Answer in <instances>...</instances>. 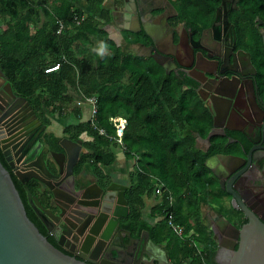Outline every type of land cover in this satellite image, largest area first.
Here are the masks:
<instances>
[{
	"label": "trees",
	"instance_id": "16d2710c",
	"mask_svg": "<svg viewBox=\"0 0 264 264\" xmlns=\"http://www.w3.org/2000/svg\"><path fill=\"white\" fill-rule=\"evenodd\" d=\"M59 1L63 5L60 14L49 0H0L3 26L0 72L14 93L33 107L45 125H49L50 120L43 109L49 108L50 112L60 115L65 104L71 103L73 108L68 113L71 111L80 118V109L75 105L80 93L97 98L98 125L107 132H113L111 117H124L127 120L122 136L124 154L135 160L138 183L145 185L148 192H155L158 180L164 185L163 202L157 211L163 217L153 228L141 218L140 187L132 184L124 191L129 229L131 232L135 229L149 231L154 243L164 244L168 259L174 264L184 261L216 264L213 261L216 244L201 207L209 203L220 213L233 212L224 207V193H219L204 165L207 156L222 147V139H215L206 153L194 144L193 132L206 137L211 116L193 90V81L181 79L174 72L166 73L151 58L132 51L131 54L118 46L104 28L112 19L106 0H87V14L75 6L77 0ZM173 1L183 12V19L195 23H210L221 3V0ZM231 17L241 46L255 53V59L262 60L264 76V48L256 27L259 21H264V0H238L237 10L231 11ZM140 36H144L143 32L124 33L128 43L140 41ZM86 45L92 47L89 56L81 51ZM103 49L110 54L103 55ZM57 63V70L46 72ZM63 133L71 140L79 139L83 133L92 138L90 142H83L85 150L80 153L74 170L78 172L84 164H89L97 182L107 186L111 180L101 166L114 160L112 142L94 131L88 122L69 125ZM44 138L56 148V137L44 134ZM0 161L10 171L29 219L51 244L66 252L27 201L29 190L48 207V191L41 190L37 180L21 183L11 172L1 149ZM168 192L173 198L171 208L166 200ZM166 209L172 211L174 221L183 226L185 233L196 234L193 236L196 246L179 239L169 229L164 218ZM197 246L201 247L200 252Z\"/></svg>",
	"mask_w": 264,
	"mask_h": 264
},
{
	"label": "water",
	"instance_id": "95a60500",
	"mask_svg": "<svg viewBox=\"0 0 264 264\" xmlns=\"http://www.w3.org/2000/svg\"><path fill=\"white\" fill-rule=\"evenodd\" d=\"M226 1L222 0L217 7L215 21L221 9L226 16ZM133 11L134 27L125 24V30L132 33L143 30L152 41L149 46L138 43L140 51L136 55L151 57L168 73V66L175 65V62L171 55L159 48L156 37L146 28L143 17L138 15L134 5ZM261 23L259 21L258 25ZM259 32L264 45V30L260 29ZM246 56L248 58L249 55ZM189 75L197 78L192 72ZM213 91L212 109L209 108L213 112L212 127L215 128L221 126L226 110L220 112L214 100L229 97L224 94L221 84ZM259 108L264 113V108ZM29 110L28 102L23 97H16L10 83L0 76V147L3 155L20 182L35 178L50 190L54 210L45 208L28 190L27 201L48 233L67 252L51 244L29 219L10 171L0 161V264H170L166 252L147 240V232H142L137 241L130 231L122 233L118 222L119 218L127 216L124 187L112 183L105 187L94 182L80 186L76 184L73 167L80 155L82 140H69V144L66 142L68 145L62 141V152L49 151L40 141L41 130L35 133L30 128L34 119L27 120ZM213 128L203 139L207 147L210 146V138L216 135ZM239 131L253 142L246 132ZM240 149L243 156L218 153L204 161L205 167L231 196L233 209L240 210L246 219L236 227L223 214H219V227L224 235L213 239L216 244L213 261L216 264H264L263 212L244 201L236 184L252 160L249 152L245 155L242 147ZM12 154L16 157L15 162L11 161ZM231 161L233 166L229 168ZM223 176L228 179L222 180ZM125 236L126 242L121 239ZM116 238L123 241L119 250L115 248ZM156 249L162 252V263H159ZM181 264L189 263L184 261Z\"/></svg>",
	"mask_w": 264,
	"mask_h": 264
},
{
	"label": "flooded vegetation",
	"instance_id": "af4514ba",
	"mask_svg": "<svg viewBox=\"0 0 264 264\" xmlns=\"http://www.w3.org/2000/svg\"><path fill=\"white\" fill-rule=\"evenodd\" d=\"M237 2L238 0H227L226 16H224V10L221 9L217 21H215L216 8L210 23H195L188 21L187 18L183 19V12L179 11L178 4H175L173 0H121V6H116L115 0H113V7L111 8L112 22L108 27L117 28V30L121 32L123 31L122 29H125V24L134 27L132 23L135 14L133 5L136 7V12L143 17L146 28L156 37L159 48L163 52L171 55V59L175 62V65L170 64L168 66V73L174 72L179 75L181 79L189 78L193 81V90L211 116V127L209 131L213 128L211 96L214 95L213 90L215 87H218L219 84L223 86V92L229 98L214 101L218 103L220 112L221 110L222 112L226 110L224 121L221 123L220 127L213 128L216 135L210 138L209 147H207L206 142L203 140L206 137L202 138L200 136L202 139H199V137H197L199 136L197 132H193L195 138L194 144L202 152L206 153L216 142L217 138L222 139V147L213 154L208 155L207 158L218 153L243 156L240 147H242L245 155H247V152L250 153L252 159L251 164L243 176L237 180L236 184L244 201L259 212H263L264 215V113H262V110L259 108V106L264 108L263 66L262 60L255 59V53L253 54L242 47L237 38L235 26L231 19V11L237 10ZM116 14L119 15V18ZM184 16L187 17V15ZM256 27L258 31L260 29L264 30V21H262L260 25L257 23ZM139 32H143V30ZM140 41L139 43L146 46L152 45V41L148 36L144 35ZM129 44L131 48L137 45L133 43ZM137 48L138 53L140 50L139 47ZM246 54L249 55L248 58ZM190 72L197 76V78L191 77L189 75ZM5 82L7 81L5 80ZM15 96L19 97L16 94ZM202 97L205 98V100H203ZM28 106H30V110L28 111L29 115L27 120L34 119L33 125H31L30 128L32 127L35 133L41 130L39 132L40 138V134L42 132L44 133L46 125L42 123L40 116L29 103ZM239 130L246 132L253 142L248 141L245 135ZM65 138L71 140L68 136L61 139L57 138L55 146L58 145V142L60 144L61 140ZM1 151L3 152L2 149ZM49 151L62 152L61 148L58 146H56L55 149L50 146ZM11 156V161L15 162L16 157H14L13 154ZM71 156H73V154ZM6 162L9 164V161L6 160ZM18 164L19 166L21 165L20 163ZM231 166H233L232 161L229 168H231ZM74 167L73 174L77 172L74 170ZM214 168L216 167L214 166ZM208 171L210 172L209 175L216 181L217 190L224 193V207L228 209L229 212H233V214H220H223L233 225L239 227L246 222L244 214L240 210L233 209L231 196L225 191V188L220 186L219 180L212 172L210 170ZM11 172L13 173L12 170ZM226 174H228V171ZM227 179V176L226 179L225 176L222 177V180ZM32 180L36 179L31 178L23 184ZM37 182L41 188V182L38 180ZM49 191L48 195H50V200L52 201V195ZM31 195L37 198L36 195L32 193ZM41 204L45 208L53 210L55 208V206L51 208L49 206L47 207L44 203ZM203 210L202 216L208 229L211 231L212 238L216 239L219 236L221 238V235L223 236L224 233H222L223 231L221 232L219 227V213L212 210V207L209 209L204 208ZM227 237L228 236H226V238ZM63 249L66 251L65 248ZM155 252L159 255V263H162V252L157 249ZM170 264L172 263L170 262Z\"/></svg>",
	"mask_w": 264,
	"mask_h": 264
},
{
	"label": "crops",
	"instance_id": "0c3cea01",
	"mask_svg": "<svg viewBox=\"0 0 264 264\" xmlns=\"http://www.w3.org/2000/svg\"><path fill=\"white\" fill-rule=\"evenodd\" d=\"M107 1L108 0L105 1L106 5H108ZM111 4H113V3H111ZM75 6L77 8L83 9L85 14H87V12L89 11V7L87 5V0H77L75 2ZM111 17H112V15H111ZM111 22H110V24L108 23V25H111ZM122 30H123L122 33L127 31L125 29H122ZM127 32H130V31H127ZM141 38H143V37H141ZM139 42H141V41L135 42L133 44H138ZM137 47L138 46L136 45L134 48H131L130 51H133L135 54H137V50H138ZM79 109L81 112L80 118L75 117L71 111L68 114L62 115L61 117H58V116L52 117V115L49 113V111L45 110V112H44L45 116L50 120V124L46 125L44 133L42 132L40 134V140L42 141V146H45L46 148L50 149V145H51L49 140L44 138L45 133L52 134L53 136L61 139L63 137H67L66 134L63 133L64 128H66L67 126L77 125L80 122H88L89 109L87 107H83V108H79ZM80 139L82 140V144H83V142H90L92 140V138L90 136L86 135L85 133L81 134ZM62 141L65 143V145L69 144V139L65 138V139H62L61 142ZM66 142H68V144ZM56 146L60 147L61 151H62L63 148L60 146L59 142H58V145H56ZM111 147H112L111 149L114 153V160L107 166H103V165L101 166L104 174L107 175L109 177V179L111 180L109 184H111V183L116 184L118 186L124 187L125 190H127V188L129 186H131L132 184H135L138 187H140V189L142 190L141 196H142V201H143V209L141 211V218L144 222H146V224H148V226H151L153 228L155 226V224H157L161 219V216L158 215L157 211H158L159 206L163 202V196H161L159 194H155V192H153V191L148 192L147 189L144 187L145 185L143 186V184H139L138 183V175L136 173L138 167L135 163V160L132 159L131 157L126 156L124 154L123 148L121 146H119L117 143L112 142ZM84 150L85 149L83 147H81V152ZM135 173H136V175H135ZM74 179H75L76 184L79 186L82 184L88 185V184H91L93 182L96 183L97 185H100L97 182L96 178L92 175L91 167L89 164H84L82 166L80 172H75ZM102 187H105V186H102ZM43 189L48 190L46 188V186L41 183V190H43ZM49 193L51 194L50 191H49ZM48 205L51 208L54 207L53 198H52V201L50 200ZM203 207L205 209H209L212 207V210H214L215 212L217 211L215 209L214 205L209 204V203L202 205L201 209H204ZM218 213L220 214V212H218ZM127 217H128V205H127V216L125 218H119V222H118V226L120 228H122V230H123L122 233L130 231V233H131L130 235L133 238H135L137 241L142 232H147V234H146L147 240H151L149 231H147L145 229H141L139 231H136V229H135L131 232V230L129 229V226L127 225V223H128ZM125 240H127L126 237L123 238L124 242H126ZM123 241L120 239L118 240L116 238L115 239V242H116L115 248L118 250H119V248L121 249V245H122ZM156 244H158V243H156ZM158 246L159 247L161 246V249L166 252V249L164 248V244H158ZM172 264H174V263H172Z\"/></svg>",
	"mask_w": 264,
	"mask_h": 264
},
{
	"label": "built area",
	"instance_id": "2783aa9c",
	"mask_svg": "<svg viewBox=\"0 0 264 264\" xmlns=\"http://www.w3.org/2000/svg\"><path fill=\"white\" fill-rule=\"evenodd\" d=\"M76 21L77 23H79L78 20ZM60 28H62L61 23H60ZM60 30L61 29H58V32H60ZM58 67H59V63H57L50 69H47L46 72L57 70ZM75 105L78 108L87 107L89 109L88 123L94 131H96L99 135L107 138L110 142L117 143L119 146L123 148V150H125L122 136L127 126V120L124 117L116 115L110 118V123L113 127V132L109 133L106 131L105 128L98 125V101L95 96H86L80 93L75 98ZM158 183L160 184V186L156 187L155 194L161 195L163 194V191H164L163 189L164 185L162 182H160V180H158ZM166 200H167L168 207L171 208L173 205V198H172V195L169 194V192L166 196ZM164 218L167 223V226L174 233L176 237H178L179 239L185 242H189L190 244H193L194 246L197 245V242L193 238V236H196V234L192 232L185 233L183 226L174 221V214L172 213L171 210H167V209L165 210ZM197 248H198V251L200 252L201 247L197 246Z\"/></svg>",
	"mask_w": 264,
	"mask_h": 264
},
{
	"label": "rangeland",
	"instance_id": "374dc122",
	"mask_svg": "<svg viewBox=\"0 0 264 264\" xmlns=\"http://www.w3.org/2000/svg\"><path fill=\"white\" fill-rule=\"evenodd\" d=\"M49 2H50V5H51V7L53 8V9H55V11L57 12V13H61L62 11H63V5L61 4V2L59 1V0H49ZM108 3V6L110 7V8H112L113 7V4H111V3H113V1L111 0H108L107 1ZM115 5L116 6H121V0H115ZM117 15V14H116ZM117 17L119 18V15H117ZM110 24V23H109ZM109 26V25H108ZM107 25H105L104 26V28H106V30H107V32H108V35L110 36V37H112L113 38V40L116 42V44L118 45V46H120L122 49H124V50H128V52L129 53H131V47H130V44L124 39V33L125 32H120L119 30H117V28H111V27H108ZM2 29H3V26L0 24V32L2 31ZM122 37H121V36ZM91 45V44H90ZM90 45H86V46H82V50L81 51H83L86 55H90L91 54V51H92V47L90 46ZM133 52V51H132ZM102 53H103V55H108V54H110V51H107V50H104L103 49V51H102ZM132 54V53H131ZM1 73V72H0ZM0 76L3 78V79H5L4 78V76L2 75V73L0 74ZM6 80V79H5ZM73 108V105L70 103V104H65V110L59 115L58 113H55V112H50V109L48 108V109H43V111L45 112V110H47V111H49V113L52 115V117L53 116H58V117H60L61 115H64V114H68V111L70 110V109H72ZM137 170H138V168H137ZM137 172V171H136ZM135 175H136V173H135ZM213 180V182H214V184L216 185V181H214V179H212ZM157 187L158 186H160V184L157 182V185H156ZM219 193H222V192H219ZM204 208V207H203ZM204 210L202 209V212H203ZM162 216V215H161ZM163 217V216H162Z\"/></svg>",
	"mask_w": 264,
	"mask_h": 264
}]
</instances>
